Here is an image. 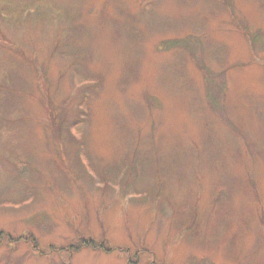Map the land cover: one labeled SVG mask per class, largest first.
<instances>
[{
  "label": "rangeland",
  "instance_id": "obj_1",
  "mask_svg": "<svg viewBox=\"0 0 264 264\" xmlns=\"http://www.w3.org/2000/svg\"><path fill=\"white\" fill-rule=\"evenodd\" d=\"M0 264H264V0H0Z\"/></svg>",
  "mask_w": 264,
  "mask_h": 264
},
{
  "label": "trees",
  "instance_id": "obj_2",
  "mask_svg": "<svg viewBox=\"0 0 264 264\" xmlns=\"http://www.w3.org/2000/svg\"><path fill=\"white\" fill-rule=\"evenodd\" d=\"M76 124H78V123H76ZM81 246H85V244H81ZM78 248V247H77ZM76 248V249H77ZM92 248H96V247H92ZM96 249H101V247L100 246H98Z\"/></svg>",
  "mask_w": 264,
  "mask_h": 264
}]
</instances>
